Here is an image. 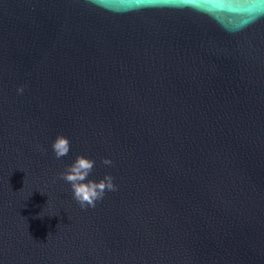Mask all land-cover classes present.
<instances>
[{
    "label": "water",
    "instance_id": "water-1",
    "mask_svg": "<svg viewBox=\"0 0 264 264\" xmlns=\"http://www.w3.org/2000/svg\"><path fill=\"white\" fill-rule=\"evenodd\" d=\"M0 264H264V0H0Z\"/></svg>",
    "mask_w": 264,
    "mask_h": 264
},
{
    "label": "clouds",
    "instance_id": "clouds-1",
    "mask_svg": "<svg viewBox=\"0 0 264 264\" xmlns=\"http://www.w3.org/2000/svg\"><path fill=\"white\" fill-rule=\"evenodd\" d=\"M23 86L17 88V93L23 92ZM56 159L67 156L70 151V141L63 135H57L51 144ZM112 160L102 158L101 164L112 165ZM95 166V161L83 155H77L74 161L65 166V170L58 173V178L70 185L73 199L83 209L95 207L96 202L102 200L106 192H114L117 186L113 183V177L105 174L99 181L88 179Z\"/></svg>",
    "mask_w": 264,
    "mask_h": 264
}]
</instances>
